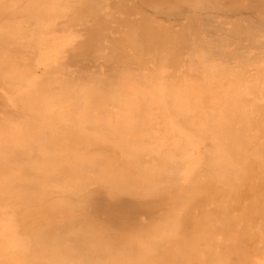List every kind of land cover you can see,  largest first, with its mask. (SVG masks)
<instances>
[{"label": "bare ground", "instance_id": "1", "mask_svg": "<svg viewBox=\"0 0 264 264\" xmlns=\"http://www.w3.org/2000/svg\"><path fill=\"white\" fill-rule=\"evenodd\" d=\"M0 264H264V0H0Z\"/></svg>", "mask_w": 264, "mask_h": 264}, {"label": "rangeland", "instance_id": "2", "mask_svg": "<svg viewBox=\"0 0 264 264\" xmlns=\"http://www.w3.org/2000/svg\"><path fill=\"white\" fill-rule=\"evenodd\" d=\"M158 1H161V0H158ZM117 9V5H116V3H114L111 7H110V10L108 11V12H110V14L112 15L111 16V19L113 20L115 17H116V15H114L115 13H117L116 10ZM113 24V23H112Z\"/></svg>", "mask_w": 264, "mask_h": 264}]
</instances>
